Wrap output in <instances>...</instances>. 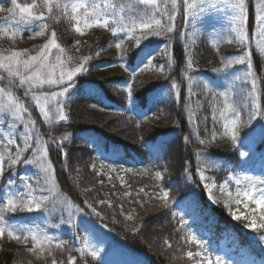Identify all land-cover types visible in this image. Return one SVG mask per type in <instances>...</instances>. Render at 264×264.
Returning a JSON list of instances; mask_svg holds the SVG:
<instances>
[{
	"label": "trees",
	"instance_id": "16d2710c",
	"mask_svg": "<svg viewBox=\"0 0 264 264\" xmlns=\"http://www.w3.org/2000/svg\"><path fill=\"white\" fill-rule=\"evenodd\" d=\"M17 2L25 4L31 0ZM130 2L132 0H123L126 5ZM190 2L196 7L187 20L177 17L174 32L160 37L149 36L141 40L139 47L134 39H125L123 59L121 51L114 46L119 41H114L110 32L93 27L84 29L85 34L80 35L66 20L59 24L49 21V31L57 30V42L65 49L63 54L52 50L50 60L53 64L58 55L65 61L72 56L70 67H75L82 57H90L88 71L75 79L76 88L69 96L60 98L64 101L68 120H58L53 101L50 105L52 117L45 121L34 102L23 97V89L17 94L30 106L32 118L47 144L60 192L83 211L74 212L71 224L60 223V212L8 214V223L24 230L25 234L27 229L36 230L38 226L56 240L66 241L70 252L51 249L55 258L64 264L69 255L77 258L75 264H84L85 260L87 264H193L185 255L188 250L203 251L214 262L221 241L231 234L243 247L252 243L264 245V235L246 227L250 221L244 217L256 216L259 222V210L253 211L255 205L249 203L252 215L249 214L244 208V197L236 196L234 180L224 192L219 190L229 177H264V117L258 116L249 122L250 108L243 107L250 104L247 93L251 84L250 81H236L234 77L243 75L245 65L233 64L229 69L214 71L221 67L222 59L252 51L257 74L256 95L264 111V54H259L257 47L258 42L264 45V37L257 31L259 24L255 21L256 5L264 2L245 0L249 39L244 46L235 40V33L229 34L230 16L225 14L226 10L206 9L202 13L200 0ZM0 6L10 7V0H0ZM168 6L171 9L170 3ZM5 15L7 13H0V26H4ZM30 35L24 32L23 39L18 38L14 46L29 49L35 55L47 37L30 38ZM77 39L81 41L79 46L75 45ZM229 39L233 43L229 44ZM165 45H169L167 53L172 55L171 68ZM11 47V41L0 37V52L7 54ZM100 49L97 57L95 53ZM189 50L194 60L192 69H186L184 53ZM143 52L151 53L148 60L155 67L143 71L136 68V56ZM121 63H126L129 69L136 68L134 79L130 71L120 67ZM161 65L165 66L163 73L156 70ZM185 74L194 79H187ZM129 81L134 96L132 102L125 88ZM173 81L179 85L178 89L171 87ZM43 91L59 89L45 86ZM224 91L230 102L241 107L242 123L235 145L228 137L221 138L223 120L219 119L218 111L217 122L213 121L212 96ZM222 106L219 104L218 108ZM143 113L147 114L146 119ZM214 128L217 132L215 142L200 144V139L210 140ZM7 131L0 125V135ZM65 135L68 139L63 141L62 147L66 156L50 141V138L60 140ZM3 150L0 144V152ZM202 151L206 156L197 161L196 154ZM240 152L248 155L240 156ZM207 158L216 166L205 171L211 180L201 181L197 167H203ZM92 164L96 165L95 169ZM15 171L19 175H31L36 169L21 164ZM157 171L162 175L161 180L155 178ZM213 182L217 187L212 188L210 198L205 183ZM140 188L148 195L140 193ZM160 188L169 193L166 207L154 198ZM228 192L232 193L231 197ZM101 200L106 203H99ZM236 200L241 202L237 204ZM231 212L244 216L237 220ZM129 214L133 215L132 220L126 218ZM63 218L67 219V213ZM189 231L202 241L203 248L181 239ZM165 239L171 242V248L164 244ZM85 241L99 252L97 257H91L86 251L81 258L77 250L84 247ZM31 247V242L18 243L8 238L6 232L0 238V264H51L48 250L37 257L27 251ZM249 252L255 253L253 249ZM223 261L224 264H241L238 258Z\"/></svg>",
	"mask_w": 264,
	"mask_h": 264
},
{
	"label": "snow or ice",
	"instance_id": "6c2138e0",
	"mask_svg": "<svg viewBox=\"0 0 264 264\" xmlns=\"http://www.w3.org/2000/svg\"><path fill=\"white\" fill-rule=\"evenodd\" d=\"M169 3L171 9H169ZM200 3L202 13L206 9L226 10L225 14L230 16L229 34L235 33V40L241 46L246 45L249 34L247 30L248 4L245 0H210V2L209 0H200ZM10 4V7L0 6V13H7L3 17L4 26H0V37H6L13 44V47L7 50V54L0 52V125H4L8 130L5 135H0V144L4 146V150L0 152V238H3L7 232V237L18 243L26 245L31 242L32 247L27 249L29 253L42 257L44 252L48 250V255L52 257L51 264H64V261L55 258L51 249L55 247L70 252L71 249L67 248L66 241L56 240L38 226L36 230L27 229V234H25L24 230L17 229L8 223V214L33 212L53 214L60 212V223L71 224L74 212L83 211L79 205L73 203L69 197L60 192L55 177V168L49 158L47 144L39 133L36 120L32 118L30 106L25 103V99L33 101L42 118L49 121L52 117L50 105L54 101L58 120L67 121L68 116L64 111V101L60 98L69 96L76 88L75 79L77 75L88 71L89 56L82 57L75 67L69 66L73 61L72 56H68L65 61L58 55L55 64L51 62L50 54L53 49L58 50L61 54L65 52V49L57 42V30L52 28L49 31V21L59 24L66 20L72 25L74 32L80 35L85 34L84 29H92L93 27L110 32L114 41H119L115 42L114 46L118 51H121V59H123L126 55V49L122 48L125 39H134L135 44L139 47L141 40H146L149 36H166L176 30L177 17L182 16L187 20L196 5L190 0H163V3L159 0H132L127 5L123 3V0H31L30 3L25 4L18 3L17 0H10ZM255 12V21L259 24L257 31L264 37V3L257 4ZM24 32H30V38L47 37L46 42L40 46L35 55H32L29 49L14 46L18 38L23 39ZM112 42L110 41V43ZM227 42L233 43L231 39ZM80 44L81 41L77 39L75 45L79 46ZM168 47L169 45H165V54L168 55V67L171 68L173 60L172 55L167 53ZM257 47L259 54H264V45L258 42ZM77 51H79V47H77ZM101 51L102 49L97 50L95 55L98 57ZM217 51L219 50L217 49ZM150 55L151 53L148 52L137 55L136 68L143 71L150 66L155 67L152 61L148 60ZM252 55L253 52L248 51L243 55H237L227 60L222 59L221 67L214 69V71L219 72L231 68L233 64L246 66L243 75H237L234 79L245 83L250 81L251 90L247 93L250 104L243 106L250 108L249 122L258 116L264 117V111L261 110L258 102L259 97L256 95L257 74L254 71ZM184 56L186 69H192L194 60L191 51H185ZM141 65L144 67L141 68ZM120 67L126 72L130 71L132 78H135L136 68L129 69L126 63H121ZM57 68H59L58 72ZM156 70L163 73L165 66L161 65ZM186 78L194 79L187 75ZM45 86L56 87L59 91H43ZM171 87L178 89L179 85L173 81ZM125 88L128 100L134 101L132 83L127 82ZM20 89H23L25 99L17 94ZM188 91L191 95L192 89L189 88ZM210 103L213 106L214 123L217 122V111L219 112V119L223 120L221 138L228 137L235 145L238 129L242 123L241 107L230 102L226 91L214 94ZM219 104L223 106L218 108ZM142 115L145 119L147 118L146 113ZM204 119L206 120L207 117ZM205 131H207L206 128ZM67 139L68 137L65 135L60 140L50 138V141L60 147L61 152L66 156L62 145L63 141ZM216 139L217 132L214 128L210 140L200 139L199 143L209 144L215 142ZM187 140L188 137L186 136L185 141ZM247 155V152H240V156ZM205 156L206 153L202 151L196 154V159L201 161V158ZM21 164L34 166L36 171L31 175H19L15 170ZM214 166L216 165L210 158L206 159L203 167L198 165L199 179L210 181L211 178L205 175V171ZM92 168L95 169L96 165L92 164ZM6 172L8 173L7 176L5 175ZM155 178L157 180L162 179L159 171L155 173ZM232 180L236 185V196H243L245 206L247 207L249 203L254 204L255 209L253 211L259 210L260 213L259 222H257L256 216L244 217L250 221L246 227L264 235V177H229L223 185L219 186V190L224 192ZM214 187H217L214 182L205 183L210 198H212V188ZM139 192L145 196L148 195L144 188H140ZM228 196L231 197L232 193L228 192ZM154 198L160 200L166 207L169 193L160 188L159 192L154 194ZM240 202V200H236L237 204ZM99 203L104 204L106 201L101 200ZM88 207L96 212L91 204H88ZM65 213H67L66 220L63 218ZM231 215L234 219H241V216L235 212H231ZM126 218L132 220L134 217L129 214ZM181 223L183 224V220ZM181 239L194 242L203 248L202 241L190 231ZM164 244L168 248L172 247L168 239L164 240ZM77 251L80 252L81 258L84 257L86 251L93 258L99 255V252L92 248L87 241H85L84 247ZM185 255L193 264H224L221 257L217 256L213 262L209 256L204 255L203 251L188 250ZM197 257L200 259H196ZM76 259L75 256L69 255L67 264H75ZM84 264H87L86 260Z\"/></svg>",
	"mask_w": 264,
	"mask_h": 264
},
{
	"label": "rangeland",
	"instance_id": "374dc122",
	"mask_svg": "<svg viewBox=\"0 0 264 264\" xmlns=\"http://www.w3.org/2000/svg\"><path fill=\"white\" fill-rule=\"evenodd\" d=\"M245 209L252 215L249 205H247V207L245 206ZM243 216L244 215H241V217ZM235 238L234 234H231L230 238L222 240L217 251V256L222 259H227L228 261L238 258L241 264H264V245L252 243L249 247H243L240 243L235 241ZM249 249H253L255 253H250Z\"/></svg>",
	"mask_w": 264,
	"mask_h": 264
}]
</instances>
